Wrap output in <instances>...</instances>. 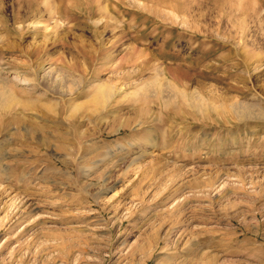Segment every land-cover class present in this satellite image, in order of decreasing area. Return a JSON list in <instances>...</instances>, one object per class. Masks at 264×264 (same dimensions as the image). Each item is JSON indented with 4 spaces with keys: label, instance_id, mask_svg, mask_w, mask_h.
I'll list each match as a JSON object with an SVG mask.
<instances>
[{
    "label": "rangeland",
    "instance_id": "obj_1",
    "mask_svg": "<svg viewBox=\"0 0 264 264\" xmlns=\"http://www.w3.org/2000/svg\"><path fill=\"white\" fill-rule=\"evenodd\" d=\"M0 264H264V0H0Z\"/></svg>",
    "mask_w": 264,
    "mask_h": 264
}]
</instances>
